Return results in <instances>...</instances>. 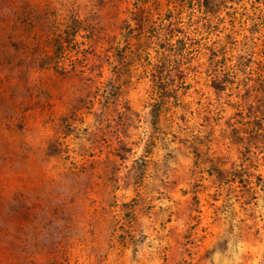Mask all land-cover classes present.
Wrapping results in <instances>:
<instances>
[{
  "label": "rangeland",
  "instance_id": "rangeland-1",
  "mask_svg": "<svg viewBox=\"0 0 264 264\" xmlns=\"http://www.w3.org/2000/svg\"><path fill=\"white\" fill-rule=\"evenodd\" d=\"M0 264H264V0H0Z\"/></svg>",
  "mask_w": 264,
  "mask_h": 264
}]
</instances>
